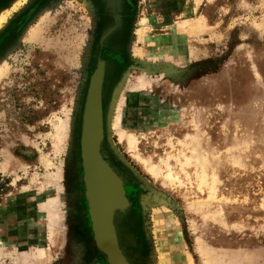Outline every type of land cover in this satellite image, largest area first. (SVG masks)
Returning a JSON list of instances; mask_svg holds the SVG:
<instances>
[{
	"label": "rangeland",
	"instance_id": "obj_1",
	"mask_svg": "<svg viewBox=\"0 0 264 264\" xmlns=\"http://www.w3.org/2000/svg\"><path fill=\"white\" fill-rule=\"evenodd\" d=\"M20 1L14 10V0H0V264H158L154 218L167 213L196 264H204L197 239L223 264H264V0ZM94 85L100 122L91 145L113 193L108 235L84 151ZM115 116L149 156L163 134L200 135L218 151L213 199L147 173L119 143ZM53 195L50 244L39 204ZM193 199L207 200L216 217L191 211ZM37 246L45 257L20 260Z\"/></svg>",
	"mask_w": 264,
	"mask_h": 264
},
{
	"label": "bare ground",
	"instance_id": "obj_2",
	"mask_svg": "<svg viewBox=\"0 0 264 264\" xmlns=\"http://www.w3.org/2000/svg\"><path fill=\"white\" fill-rule=\"evenodd\" d=\"M199 1L200 0H194L195 4L197 6H198ZM20 4H21L20 0H14L13 7L12 6L11 7L15 10V9H18ZM196 5H195V7H196ZM5 20H6L5 14L0 15V32L3 31V29L5 27L4 26V24L6 23ZM176 25H180V22H178ZM190 26L191 25H189V27ZM34 35H36V37H37V34H34ZM174 35L175 34L173 33V36ZM187 35H188V33H187ZM174 38L176 39V36ZM175 39H173V40H175ZM169 40H172V39L169 38ZM145 56H146V54H145ZM5 69H7V68H5ZM4 71L5 70L0 69V77L2 75H4ZM6 72H7V70H6ZM139 81L140 82L138 83V85L141 84L142 86H144L147 83V80H145L144 77H141ZM118 108H119V106H118ZM118 108H116V109H118ZM111 113H112V111H111ZM110 117H112V116H110ZM114 119H115V121L113 123L111 122L112 124H110V125H112L111 127H114V129L116 130V133L119 134V137H118L119 143L123 144V146H125L126 149L129 150V153L131 154V156L134 157L143 166L144 170H146L147 173H149L152 177H154L156 180L160 181L163 185H165L167 187H172V188H175L178 190L181 189L185 193H192L191 196L195 195V194L197 195V194H201L203 192H207L208 196H209V197H207V200H208V198L211 200L213 199V197L216 194V189H217L216 183L219 182L217 179L218 178L217 177L218 176V171H217L218 168L215 165V157L217 156L218 151L215 149H212V147H209L208 143L202 144V141L200 139L201 138L200 135L196 136L197 133H193V132L187 133V136H181V137H177L176 135L171 134V133L163 134V135L159 136V141L156 142V151H155L154 155L149 156L148 154L144 153V151L141 149L139 138L134 133L127 131L121 127V117L115 116ZM61 124H63V126L58 125L61 128L60 130L58 129V127L56 128V130L58 129L57 130L58 133H59V131L61 132L63 127H65L63 122H61ZM56 135H57V133H56ZM64 135H65V133H64ZM55 137H57V136L54 135V138ZM57 138H59V137H57ZM60 141H61V139H60ZM233 159H235V158H233ZM235 162H236V160H235ZM235 162H234L235 165H238L240 163V162H237V163H235ZM48 167H49V165H48ZM7 168H8V165H5L4 170ZM0 170H2V167ZM56 170H57V168H56ZM54 175H56V176L55 177L53 176V177L56 178V180H57L58 175L57 174H54ZM45 176H47V175H45ZM45 176H44V178H45ZM49 176H51V178H52V175H49ZM17 177H18V175H17ZM17 177H16V179H17ZM47 178H45V179H47ZM50 181H51V179H50ZM41 183H43V182H41ZM39 188L41 190H45V186L44 187H38V189ZM107 188H108V184L105 183V185L102 184L101 187L99 188V191H97L98 196H99L98 200L101 203L99 205H101L102 207H104V205L109 202L108 197H109V200H111L110 195L112 194V190L111 189L108 190ZM58 189L59 188H57L56 191H58ZM155 198H156V196H155ZM22 199H24V198H22ZM194 200L195 199H193V201ZM200 200L202 201V199H200ZM200 200L198 199V201H194L191 203L189 202L188 208L195 213L202 212L204 219H208L209 217L212 219L215 218L216 212L211 213V212L206 210L207 208L209 209V207H207V206L211 205V204L209 202H207V200H206V203L201 202ZM211 200H209V201H211ZM216 201H218V200H216ZM160 204L162 206H164V203L162 201H160ZM39 208L41 209V211H45L48 213V214L46 213V215H48V223H49L48 224V230H49L48 242H50V244L54 243V238H53L54 237V231H55L54 228H55V225L58 226L57 225L58 216H57V212H56V209L58 208V199L55 197V198H50L44 202L42 201V203L39 204ZM34 217L31 216V217L26 218V216H25L21 220H23V223L27 224L26 226L30 225V223H31V225L32 224L37 225V222H36L37 220H35ZM165 217H168V219H167L168 221L165 220L167 222L168 226L167 227L163 226V227H165V228H163L162 223H163V219ZM164 218L162 216L161 217L157 216V218H154L153 230L156 232L157 237H158V248H157L158 264H196L195 259H194V255H192L190 252H188L186 250V245H185L182 237L179 235L180 231H179L178 227L175 228V226H176L175 225L173 228V225L176 223L175 220H173V218L170 215H168V213L166 216H164ZM22 228L23 227H21V229ZM17 231H19V230H17ZM27 232H28V230H27ZM55 232H58V231H55ZM1 239H2V241L5 240L2 237H1ZM41 240L37 239V237L34 236V238H32L30 241L33 244H38L39 242H41ZM196 244H197V245H195L196 247L194 246L195 247V253H197L200 256V258L198 259L199 261L202 260L204 264H223V263H225V262H223L224 255H220V254L217 255L216 251L213 248H211L206 242H203V241H200L199 239H197ZM45 245H46V243H45ZM39 246H42V245H39ZM1 249L3 250V248H0V254H1ZM30 250L31 251H26V252H23V250H22V253L20 255L21 256L20 260H22L23 262L24 261L27 262V261H30L32 259L34 260V258L36 260V258H43L46 256V249L43 247H38V246L32 247ZM4 255H5V253H4Z\"/></svg>",
	"mask_w": 264,
	"mask_h": 264
},
{
	"label": "water",
	"instance_id": "obj_3",
	"mask_svg": "<svg viewBox=\"0 0 264 264\" xmlns=\"http://www.w3.org/2000/svg\"><path fill=\"white\" fill-rule=\"evenodd\" d=\"M98 92L97 86L94 85L90 95V119L87 127V131L84 137V151L86 155L87 164L91 170V174L89 177L90 181V190L93 194V204L96 207V217L98 220L99 225L101 226V230L108 235L109 234V227H108V213H109V202L102 207L99 200H98V192L99 187L96 183V177L94 173H97L100 177L102 184H108V190L110 189V178L109 176L102 170L100 163L98 162L91 145V139L93 134L98 129V125L100 122V111L98 106ZM94 173H93V172ZM106 180V181H105ZM105 181V182H104ZM111 194V193H110ZM113 194V193H112ZM112 194L110 195V199H112ZM109 201V197H108ZM104 212V213H103Z\"/></svg>",
	"mask_w": 264,
	"mask_h": 264
},
{
	"label": "flooded vegetation",
	"instance_id": "obj_4",
	"mask_svg": "<svg viewBox=\"0 0 264 264\" xmlns=\"http://www.w3.org/2000/svg\"><path fill=\"white\" fill-rule=\"evenodd\" d=\"M93 1V4H95L96 6H99V1L100 0H92ZM112 196H113V194H112ZM111 200H109V202H110Z\"/></svg>",
	"mask_w": 264,
	"mask_h": 264
}]
</instances>
